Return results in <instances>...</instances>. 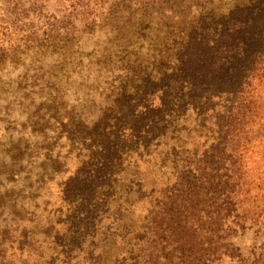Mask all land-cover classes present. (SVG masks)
Instances as JSON below:
<instances>
[{
  "label": "rangeland",
  "instance_id": "374dc122",
  "mask_svg": "<svg viewBox=\"0 0 264 264\" xmlns=\"http://www.w3.org/2000/svg\"><path fill=\"white\" fill-rule=\"evenodd\" d=\"M262 7L0 0V264H264Z\"/></svg>",
  "mask_w": 264,
  "mask_h": 264
},
{
  "label": "trees",
  "instance_id": "16d2710c",
  "mask_svg": "<svg viewBox=\"0 0 264 264\" xmlns=\"http://www.w3.org/2000/svg\"><path fill=\"white\" fill-rule=\"evenodd\" d=\"M259 9V8H258ZM257 13L253 20L247 25L248 35L244 36L242 41L237 37L236 43L234 44L235 47V65L237 69L240 70L239 61L244 58L243 52L248 48H255L259 44V39L261 38V26H263L264 22V7L260 8L259 10L255 11L253 14ZM245 41V42H243ZM244 50V51H243Z\"/></svg>",
  "mask_w": 264,
  "mask_h": 264
}]
</instances>
